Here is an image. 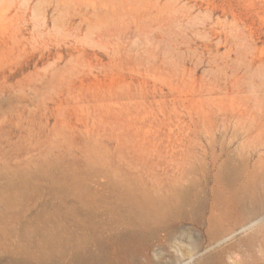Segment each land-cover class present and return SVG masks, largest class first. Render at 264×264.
Returning <instances> with one entry per match:
<instances>
[{"label": "rangeland", "instance_id": "rangeland-1", "mask_svg": "<svg viewBox=\"0 0 264 264\" xmlns=\"http://www.w3.org/2000/svg\"><path fill=\"white\" fill-rule=\"evenodd\" d=\"M254 140L264 0H0V264L264 260Z\"/></svg>", "mask_w": 264, "mask_h": 264}, {"label": "bare ground", "instance_id": "bare-ground-1", "mask_svg": "<svg viewBox=\"0 0 264 264\" xmlns=\"http://www.w3.org/2000/svg\"><path fill=\"white\" fill-rule=\"evenodd\" d=\"M254 145L251 153L259 154V167L255 168L248 175L250 181V195L249 200H252L253 203H256L257 208L251 209L253 213L252 218L249 220L250 223L244 224L242 227V234L244 237L240 238L241 241L247 242L248 239H253L257 234L261 233L264 230V217L259 221H255L260 215L264 214V152L262 147H264V142L262 140H254ZM262 152V153H261ZM235 233V232H234ZM233 231H223L219 234V239H223L228 235L234 234ZM230 239V238H229ZM196 264H221L220 256L217 253L208 254L201 257ZM253 264H264V260L258 261Z\"/></svg>", "mask_w": 264, "mask_h": 264}]
</instances>
